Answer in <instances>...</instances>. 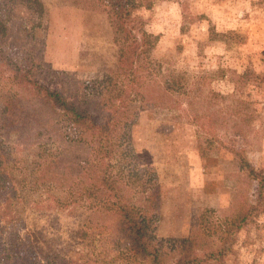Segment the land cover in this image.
<instances>
[{"label":"rangeland","instance_id":"rangeland-1","mask_svg":"<svg viewBox=\"0 0 264 264\" xmlns=\"http://www.w3.org/2000/svg\"><path fill=\"white\" fill-rule=\"evenodd\" d=\"M42 1L40 13L17 0H0V15L11 20L6 35H0L7 58H28L44 75L49 68L84 80L118 65L122 41L114 37L109 6L98 3L89 9L83 0ZM134 2L129 26L146 34L153 79L171 84L181 103L152 109H142L138 100L132 103L137 111L131 141L136 165L124 155L115 157L116 172L134 166L144 183L157 174L162 188L157 239L188 236L192 216L200 219L209 209L205 231L228 249L225 264H264V189L260 194L259 182L250 174V167L264 172V0ZM4 62L0 59L1 93L12 88ZM0 157L13 188L30 201L24 224L0 229V238L10 233L0 248L9 243L11 256L26 254L28 264L82 250L76 232L85 208L73 214L61 210L55 199L62 193L37 184L33 139L0 123ZM142 181L136 183L140 188ZM238 189L259 210L231 233L225 220L235 217ZM26 232L38 235L32 239L33 252L13 241ZM97 240L93 259L102 264L100 251L113 252L116 244L107 234Z\"/></svg>","mask_w":264,"mask_h":264},{"label":"trees","instance_id":"trees-1","mask_svg":"<svg viewBox=\"0 0 264 264\" xmlns=\"http://www.w3.org/2000/svg\"><path fill=\"white\" fill-rule=\"evenodd\" d=\"M17 1L40 13L44 11L42 0ZM83 2L89 9L98 3L109 6L114 37L122 41L118 65L108 68L102 76L84 80L49 68L44 75L28 58L18 62L7 58L8 52L0 49V59L5 60L12 82L11 89L0 92V123L7 128H18L33 139L38 155L36 182L53 186L62 193L55 199V205L71 214L80 208H85L87 213L76 232L82 250L69 257H46L45 264H98L93 259L94 243L96 239L103 241L105 234L116 246L113 252L100 251L102 264H225L228 249L205 231L209 209H205L200 219L192 216L188 236L155 237L162 188L155 172L146 183L133 172L136 159L131 141L137 111L132 103L138 100L142 109H152L174 108L181 102L171 84L153 79L148 57L151 46L146 34L138 35L129 26L136 6L134 0ZM10 22L0 15V35H6ZM18 29L17 35L24 28L21 25ZM241 78L247 79L245 73ZM240 114L236 111V115ZM235 124L238 125V120ZM237 132L241 133L239 129ZM121 155L132 159L134 170L116 172L115 157ZM250 174L258 180L261 194L264 172L250 167ZM139 181L141 188L136 185ZM12 182L6 162L0 157L3 223L0 229L4 232L8 225L24 224L23 213L30 203L13 188ZM238 197L234 219L225 220L231 233L245 226L259 210L248 198H243L240 189ZM98 227L101 230L97 231ZM8 232L6 238L10 236ZM25 234H17L13 241H18L24 249H32L25 252H33L32 239L37 240L38 235ZM4 236L0 238L2 246L6 243ZM2 248L0 264H28L26 254L11 256L9 243Z\"/></svg>","mask_w":264,"mask_h":264}]
</instances>
